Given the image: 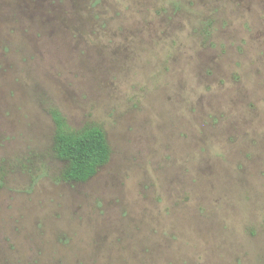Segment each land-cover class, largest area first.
Here are the masks:
<instances>
[{"label":"rangeland","instance_id":"rangeland-1","mask_svg":"<svg viewBox=\"0 0 264 264\" xmlns=\"http://www.w3.org/2000/svg\"><path fill=\"white\" fill-rule=\"evenodd\" d=\"M0 167V264H264V0H0Z\"/></svg>","mask_w":264,"mask_h":264},{"label":"trees","instance_id":"trees-1","mask_svg":"<svg viewBox=\"0 0 264 264\" xmlns=\"http://www.w3.org/2000/svg\"><path fill=\"white\" fill-rule=\"evenodd\" d=\"M48 114L54 124L52 152L62 164L60 178L67 183H85L110 160L111 149L103 129L87 124L80 129L70 128L56 109ZM3 168L0 167V181Z\"/></svg>","mask_w":264,"mask_h":264}]
</instances>
